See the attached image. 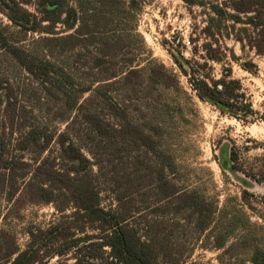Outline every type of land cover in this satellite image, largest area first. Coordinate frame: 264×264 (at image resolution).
I'll return each mask as SVG.
<instances>
[{"label":"trees","instance_id":"obj_1","mask_svg":"<svg viewBox=\"0 0 264 264\" xmlns=\"http://www.w3.org/2000/svg\"><path fill=\"white\" fill-rule=\"evenodd\" d=\"M144 1L0 0V14L11 24L0 19V51L26 73L24 91L33 92L36 85L44 105L54 109V119L66 123L64 130L51 124L30 128L14 141V154L7 153L0 138L1 188L9 200L53 205L59 214L44 228L29 226L24 249L12 236L0 238V264H51L55 258V264H186L190 256L175 248L174 231L181 221L196 232L211 225L213 204L174 184L172 159L109 94L117 78L126 85L140 84V69L126 66L124 76L109 75L108 70L124 48L126 9ZM182 1L203 8L207 16V61L226 57L220 38L264 55V0ZM252 26L260 29L258 40H253ZM86 52L90 68L98 73L90 82L72 72L71 58ZM199 73L193 69L190 75L200 100L237 119V113L252 114L238 81ZM149 80L153 83V72ZM15 90L10 79H0L3 111L12 125ZM97 102L121 121L110 122L93 111ZM142 193L160 215L154 217L152 209L141 226L134 217L138 209L133 197ZM181 215L177 222L170 219L174 224L162 219ZM252 261L264 264V250H256Z\"/></svg>","mask_w":264,"mask_h":264},{"label":"rangeland","instance_id":"obj_2","mask_svg":"<svg viewBox=\"0 0 264 264\" xmlns=\"http://www.w3.org/2000/svg\"><path fill=\"white\" fill-rule=\"evenodd\" d=\"M126 12L122 22L124 48L108 74H123L132 66L140 69L141 80L140 84L126 85L117 78L109 94L122 105L128 119L151 134L172 159L175 171L170 178L174 184L200 194L213 204L215 212L204 232H196L181 221L173 234V242L178 244L175 248L190 256L186 264H254L255 251L264 250V55L248 47L242 49L232 39L220 38L226 57L222 62L207 61L203 48L209 41L203 33L207 16L203 8L182 0H145ZM0 19L4 25H11L2 14ZM250 29L253 40H258L260 29ZM72 60L76 69L72 72L81 80L90 82L98 76L90 68L87 52ZM193 69L200 76L207 74L215 80L228 76V80L238 81L243 102L251 106L252 114L246 117L237 113V119L200 100L191 81ZM152 72L153 83L149 80ZM26 78V73L0 51V79L13 82L17 97L12 125L3 111L5 92L0 91V138L8 154H14V141L32 127L51 124L64 130L66 126L62 119H54V109L51 112L44 105L36 85L33 92L24 91ZM91 109L110 122L121 121L98 102ZM2 183L0 179V238L12 236L24 249L29 239L27 228H44L59 214L53 205L30 204L27 198L13 203ZM133 199L138 209L134 217L142 226L153 201L145 193ZM158 215L153 209V216ZM182 216L162 219L174 224L172 221Z\"/></svg>","mask_w":264,"mask_h":264},{"label":"water","instance_id":"obj_3","mask_svg":"<svg viewBox=\"0 0 264 264\" xmlns=\"http://www.w3.org/2000/svg\"><path fill=\"white\" fill-rule=\"evenodd\" d=\"M185 65L187 64V63H185L181 58H179ZM188 70H190V68H189V66H188Z\"/></svg>","mask_w":264,"mask_h":264}]
</instances>
